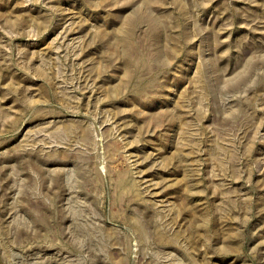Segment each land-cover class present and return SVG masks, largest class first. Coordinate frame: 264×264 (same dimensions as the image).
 <instances>
[{
  "label": "rangeland",
  "instance_id": "rangeland-1",
  "mask_svg": "<svg viewBox=\"0 0 264 264\" xmlns=\"http://www.w3.org/2000/svg\"><path fill=\"white\" fill-rule=\"evenodd\" d=\"M0 264H264V0H0Z\"/></svg>",
  "mask_w": 264,
  "mask_h": 264
}]
</instances>
